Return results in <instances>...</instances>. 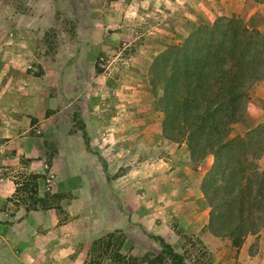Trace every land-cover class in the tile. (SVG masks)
<instances>
[{
  "label": "rangeland",
  "instance_id": "rangeland-1",
  "mask_svg": "<svg viewBox=\"0 0 264 264\" xmlns=\"http://www.w3.org/2000/svg\"><path fill=\"white\" fill-rule=\"evenodd\" d=\"M231 16L264 32V0H0V107L17 123L10 136L17 156L24 152L12 163L21 183L13 208L40 213L30 221L49 234L47 253L59 226L64 246L72 242L64 258L77 264H118L115 250L157 253L159 231L185 251L180 202L191 194L188 208L210 215L199 196L205 168L187 167L186 184L181 162L191 153L164 136L152 64L194 24ZM250 95L235 133L264 122V77ZM73 180L93 184L74 190ZM110 232L111 248L96 244ZM206 247L210 256L188 244L187 264H264V231L249 234L240 250L229 237Z\"/></svg>",
  "mask_w": 264,
  "mask_h": 264
},
{
  "label": "trees",
  "instance_id": "trees-1",
  "mask_svg": "<svg viewBox=\"0 0 264 264\" xmlns=\"http://www.w3.org/2000/svg\"><path fill=\"white\" fill-rule=\"evenodd\" d=\"M152 84L160 85L164 136L185 142L194 164L213 155L201 189L210 207L208 229L229 237L238 250L249 234L264 231V122L235 133L246 115L250 90L264 77V32L236 16L194 24L181 42L169 45L152 64ZM185 251L161 235L157 253L129 257L119 251L118 264H187L188 244L205 242L177 222ZM114 233L96 240L110 247ZM210 256V255H209Z\"/></svg>",
  "mask_w": 264,
  "mask_h": 264
},
{
  "label": "crops",
  "instance_id": "crops-1",
  "mask_svg": "<svg viewBox=\"0 0 264 264\" xmlns=\"http://www.w3.org/2000/svg\"><path fill=\"white\" fill-rule=\"evenodd\" d=\"M3 109L7 108L4 106L0 107V125L7 124L8 126H0V264H26V262H32V259L33 261L36 260L37 264H77L72 258H64L62 253L64 248L72 250V242L66 244L67 247L62 243L64 238L62 226H59L56 230V232H59V235H57L59 239L56 241L57 244H55V249L47 253L48 247L45 237L47 238L49 234H44V232L39 229L40 225L37 224L34 227L30 221L33 220L31 217H34V219L35 217L39 218L40 213L36 211H25L22 207L13 208L12 198L15 197V191L19 185L21 186V183H17L14 180L15 177L11 175L12 171H14L12 166H15L13 162L24 152L22 151V154L18 156L16 154V142L10 136L17 123L8 112L7 115H2L4 112ZM186 156L189 157L181 162L183 166L182 175L183 178L186 179V184L189 185L192 184V177L189 174L190 168L187 167L195 166V164H191L192 159L189 153H185L184 157ZM213 162V155L207 156L203 161L205 169L202 178L210 170ZM196 168L200 169L201 167L197 166ZM125 176L127 175L123 174L119 178L122 179ZM121 181L123 180H119V182ZM85 182L83 180L78 182L73 180L71 187L75 190L82 183H84L85 186L89 183L93 184L92 181L87 180ZM101 186H103L105 190L109 189V191H111V183L108 180H103ZM200 192L201 195L199 194V196L202 198L203 193L202 191ZM191 200H193V197L191 194H188L185 199L180 202L181 211H183V213L182 215L177 214L180 218L179 223L186 230L199 236L205 244L207 241L217 242L220 237L215 236L208 229L209 210H205L204 208L190 210L186 204L193 205V201ZM40 222H44V220ZM157 234L162 236L165 235L161 231L157 232Z\"/></svg>",
  "mask_w": 264,
  "mask_h": 264
}]
</instances>
